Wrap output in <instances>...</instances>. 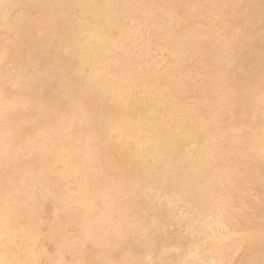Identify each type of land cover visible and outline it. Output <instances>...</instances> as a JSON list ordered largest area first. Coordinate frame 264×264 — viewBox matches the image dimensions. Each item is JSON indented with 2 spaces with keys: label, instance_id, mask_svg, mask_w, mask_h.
I'll return each instance as SVG.
<instances>
[{
  "label": "bare ground",
  "instance_id": "6f19581e",
  "mask_svg": "<svg viewBox=\"0 0 264 264\" xmlns=\"http://www.w3.org/2000/svg\"><path fill=\"white\" fill-rule=\"evenodd\" d=\"M263 34L264 0H0V260L264 264Z\"/></svg>",
  "mask_w": 264,
  "mask_h": 264
},
{
  "label": "rangeland",
  "instance_id": "374dc122",
  "mask_svg": "<svg viewBox=\"0 0 264 264\" xmlns=\"http://www.w3.org/2000/svg\"><path fill=\"white\" fill-rule=\"evenodd\" d=\"M232 16H233V14H231V17H229L230 20H232V18L235 15L233 17ZM234 18H236V16ZM234 18H233V20H234ZM229 19L227 18V20H229ZM250 164H252V165L250 166ZM249 166L250 167H253V163L250 162L249 165H248V167ZM250 167H249V171L250 172H252V171L254 172L253 174L251 173V175L254 176L255 178L253 177V179L251 180L252 182L250 181L251 183H249L248 185L246 184L245 187H244L245 189H244L243 188L244 185L242 186V182H241V178H240L241 176L239 177V175H238V177L240 178V180H239L238 177L235 176L236 178H238V179H234L237 182L236 181L233 182V184H235L234 186L237 185L236 186V194L234 193L235 194L234 195L235 197H233L234 203L231 204V205H234L233 209H235V210L233 212H230L229 213V215H228L229 217L228 216H226L227 218L224 217L226 220L223 218L224 219L223 222H224L225 225L222 227V229H220L217 226H214L216 228L217 232L219 230L220 234H226L227 235L226 238H228L229 235L232 237V239H231V237H229V239L232 242L229 239H227L228 241L225 239V241L228 242V244H230V246H231L230 249L228 250L229 252L232 253V255H231V263H234V261H236V259L239 256V254L242 252L243 245H240L237 242L240 239L239 238L240 237V233L242 231H245L247 228H249V227H251L253 225L255 226V225L260 224V218L257 215H256V217L254 216L255 212L257 211V210L255 211V209L258 208L257 204L259 205L258 201L261 200L260 195H258L257 194L258 192H256L257 190H255L256 189V186H257V181H258V179H257L258 178V173L255 171V167H254V170L250 169ZM243 169H245V167ZM255 172H256L257 176L254 175ZM253 184L255 185V189H254V185ZM238 186H239V188L237 189ZM253 190H255V191H253ZM237 192H239L238 195H237ZM257 195H258V199L259 200L257 199ZM254 207H256V208H254ZM230 215H232V216H230ZM229 218H231V219L229 220ZM174 229H176L177 231L175 232ZM179 231L180 230H178L176 227L173 228L171 230L170 234H169V237L172 238ZM235 235H236V237H234ZM225 241L223 240V244H222L224 246H225V244H224ZM235 242H237V244ZM232 243H233V245H232ZM239 243H241V242L239 241ZM234 244H236V245H234ZM227 245H226V247H227Z\"/></svg>",
  "mask_w": 264,
  "mask_h": 264
},
{
  "label": "snow or ice",
  "instance_id": "6c2138e0",
  "mask_svg": "<svg viewBox=\"0 0 264 264\" xmlns=\"http://www.w3.org/2000/svg\"><path fill=\"white\" fill-rule=\"evenodd\" d=\"M0 264H5V261H3V260H0Z\"/></svg>",
  "mask_w": 264,
  "mask_h": 264
}]
</instances>
